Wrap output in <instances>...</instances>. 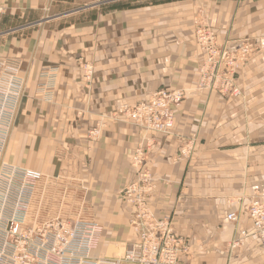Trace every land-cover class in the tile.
Returning <instances> with one entry per match:
<instances>
[{"label":"crops","instance_id":"obj_1","mask_svg":"<svg viewBox=\"0 0 264 264\" xmlns=\"http://www.w3.org/2000/svg\"><path fill=\"white\" fill-rule=\"evenodd\" d=\"M0 4V59L25 81L2 160L40 172L57 191L77 189L89 217L103 226L95 256L126 253L138 241L134 205L122 192L136 179L131 156L152 138L150 208L170 217L188 243L179 264H264L246 212L253 197L264 200V0ZM199 24L211 25L230 49L259 38L260 53L238 78L239 97L199 88ZM86 63L93 65L89 80ZM160 89L184 90L170 135L139 127L122 112ZM187 140L194 150L177 160ZM231 211L239 223L228 221ZM245 228V246L230 247Z\"/></svg>","mask_w":264,"mask_h":264},{"label":"built area","instance_id":"obj_2","mask_svg":"<svg viewBox=\"0 0 264 264\" xmlns=\"http://www.w3.org/2000/svg\"><path fill=\"white\" fill-rule=\"evenodd\" d=\"M5 12V7L0 4V17ZM215 36V30L206 26L199 28L196 39L208 57L203 71L209 68L221 70L224 74L221 73L220 77L224 75V79L216 85L208 81L199 88L239 96L241 92L232 79L238 71L235 58L242 52L246 53L248 48L242 44L233 51L218 43ZM83 68L86 79H91L93 65L86 63ZM24 82L8 60L0 59V264H179L181 255L189 250L188 243L175 232L170 217H158L150 208L149 199L156 188L155 176L147 166V154L155 144L152 138L142 142L131 156L136 179L122 192L123 199L134 205L130 224L138 236V241L123 257L94 255L103 233V226L97 220L88 217L69 219L61 211L48 213V203L43 199L36 207L41 186L53 185L40 172L2 160L23 97ZM183 96L184 90L160 89L134 108L125 104L122 112L139 127L170 135L175 128L176 109L182 104ZM194 146V141L187 140L176 159L189 158ZM59 204L63 208L64 201ZM246 212L264 248L262 197H253ZM227 219L237 224L240 215L231 211ZM247 236L248 230H241L239 236L231 239L230 247L245 246Z\"/></svg>","mask_w":264,"mask_h":264},{"label":"rangeland","instance_id":"obj_3","mask_svg":"<svg viewBox=\"0 0 264 264\" xmlns=\"http://www.w3.org/2000/svg\"><path fill=\"white\" fill-rule=\"evenodd\" d=\"M260 22H261L260 24L262 25L263 30H264V15H263L262 18H260ZM254 23L257 24V23H259V21L258 20L254 21ZM30 24L31 23H29V22L28 23H23L21 26L30 27ZM21 26H19V27H21ZM206 26H209V25H207V24H199L196 27L195 39L198 36L199 28H203V27H206ZM209 27L211 28L212 26L210 25ZM12 31L15 32L14 30H12ZM12 31H11V33H12ZM215 35H216L215 37H216V40L218 41V43H221V44H223L225 46H228L226 40L222 41L221 38H219V33L216 30H215ZM196 41H197V39H196ZM259 43H260L259 38L258 37H253L251 35V36L247 37L239 46L231 49V50L235 51L242 44H245V47L248 48L246 53L242 52L235 58L236 59V63H237L236 65L238 67V71L232 77V79L234 81V85L236 86V88L238 87V89H239V91L241 93H242V91H241V87L239 86L240 82L238 81V78L240 77V74H241L242 70H244V68H245L244 66L250 60H253L257 54L260 53L259 51L261 50V48L259 46ZM197 44H198V47H199L200 51L203 53V56H204L202 61H201V63H200V65H199V67H198L199 68V81H198L199 82V87L203 83H209L208 81L211 82V85L212 84L216 85V84L219 83L218 81L224 79V75H222V77H220V74L221 73L224 74V72H222L221 70L211 69V68H209L206 72L203 71V70H205L204 69V67H205L204 64L207 61L208 57H207V54L202 51L198 41H197ZM213 90H216V89H213ZM216 91L219 93L218 90H216ZM227 95L234 96L231 93H227ZM227 95H224V96H227ZM239 96H234V97H239ZM54 187H56L55 184L53 186H49V187H46V188L41 186V188H40L41 190H40V192L38 194V197L36 199V207H38L40 205V202L43 199V202L47 201V203H48V208H46L48 213L55 214V213H58L59 211H61L62 215H64L65 217H67L69 219L70 218L73 219V218H76V217H83V218L84 217H88V218H91L88 215V210L86 211V207L84 205L85 202H83L84 199L81 197L82 195L80 196L78 193H76L77 189H75L74 187H72L70 185L68 187H66V188H62L61 185H60V186H57L58 188H60V190H63V192L60 193V190L57 191ZM43 191H44V193H43ZM47 197H48V199H47ZM63 201H64V204H63V208H62V207H60L61 203L59 204V202H63ZM124 255H125V253L119 251L118 253H114L110 257L121 258Z\"/></svg>","mask_w":264,"mask_h":264}]
</instances>
